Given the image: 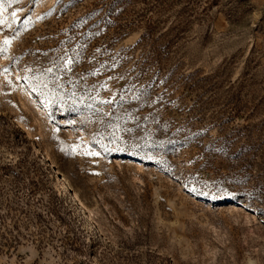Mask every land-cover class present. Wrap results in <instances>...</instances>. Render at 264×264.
I'll return each mask as SVG.
<instances>
[{
  "label": "rangeland",
  "instance_id": "rangeland-1",
  "mask_svg": "<svg viewBox=\"0 0 264 264\" xmlns=\"http://www.w3.org/2000/svg\"><path fill=\"white\" fill-rule=\"evenodd\" d=\"M0 264H264V0H0Z\"/></svg>",
  "mask_w": 264,
  "mask_h": 264
},
{
  "label": "bare ground",
  "instance_id": "bare-ground-1",
  "mask_svg": "<svg viewBox=\"0 0 264 264\" xmlns=\"http://www.w3.org/2000/svg\"><path fill=\"white\" fill-rule=\"evenodd\" d=\"M77 198V196L75 197V199Z\"/></svg>",
  "mask_w": 264,
  "mask_h": 264
}]
</instances>
